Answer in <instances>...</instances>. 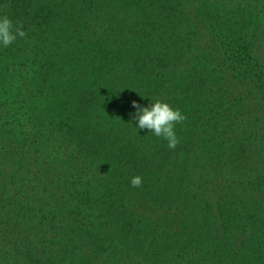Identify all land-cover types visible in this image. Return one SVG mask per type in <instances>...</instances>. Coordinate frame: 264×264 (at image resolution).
Segmentation results:
<instances>
[{"label": "trees", "instance_id": "obj_1", "mask_svg": "<svg viewBox=\"0 0 264 264\" xmlns=\"http://www.w3.org/2000/svg\"><path fill=\"white\" fill-rule=\"evenodd\" d=\"M0 15L25 31L0 48V264H264V0ZM156 99L175 149L134 128Z\"/></svg>", "mask_w": 264, "mask_h": 264}, {"label": "clouds", "instance_id": "obj_2", "mask_svg": "<svg viewBox=\"0 0 264 264\" xmlns=\"http://www.w3.org/2000/svg\"><path fill=\"white\" fill-rule=\"evenodd\" d=\"M24 37L22 25L15 24L6 15H0V48H7L17 38ZM131 107L134 109L131 118L135 121V129H146L153 136L166 141L168 149H175L179 143L176 125L186 119L178 108H173L168 102L160 99L150 102L147 106H141L133 100ZM141 182L140 176H133L130 179L132 187H139Z\"/></svg>", "mask_w": 264, "mask_h": 264}, {"label": "rangeland", "instance_id": "obj_3", "mask_svg": "<svg viewBox=\"0 0 264 264\" xmlns=\"http://www.w3.org/2000/svg\"><path fill=\"white\" fill-rule=\"evenodd\" d=\"M130 13H131V12H127V18H128V20L125 18L124 22L121 24V26H122L123 28H124V25H125V24H127V25L130 24V23H129V20H130V17H131V15H129ZM129 16H130V17H129ZM160 18H161V17H160ZM166 19H167V18H162V19L159 21V24H160V23H163V21L166 20ZM168 20H169V19H168ZM166 21H167V20H166ZM159 24H158V25H159ZM130 25H131V24H130ZM158 25H157V26H158Z\"/></svg>", "mask_w": 264, "mask_h": 264}]
</instances>
